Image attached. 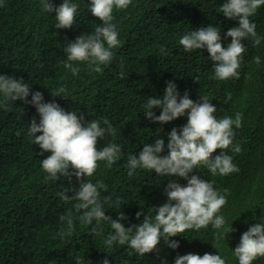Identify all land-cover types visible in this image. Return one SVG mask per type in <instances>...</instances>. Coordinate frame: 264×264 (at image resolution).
<instances>
[{"label":"trees","instance_id":"16d2710c","mask_svg":"<svg viewBox=\"0 0 264 264\" xmlns=\"http://www.w3.org/2000/svg\"><path fill=\"white\" fill-rule=\"evenodd\" d=\"M71 2L79 5L75 24L56 29L55 13L42 11L41 0H0V75L23 78L30 93L39 91L44 102L55 101L65 111L83 113L87 122L99 120L106 127L102 121H109L115 135L98 139V148L117 143L122 155L111 167L99 161L95 173L84 179L107 186V191L98 189L102 200L108 198L105 214L117 219L123 212L127 220L120 222L125 228L139 225L144 215H155L153 209L167 202L164 188L172 178L143 168L129 176L128 156L138 155L144 144L157 138L164 139L161 155H167V133L187 123V114L163 125L146 119L147 98H162L166 82L174 81L180 96L187 92L193 101L208 97L218 119H235L240 113L242 126H233V144L240 145L235 139L241 140V151L235 153L231 146L225 150L239 171L212 175L201 165L189 174V178L197 175L211 182L226 196V204L217 213L225 223L219 229L209 224L171 237L178 241L177 249L161 239L153 253L143 256L128 245L108 247L105 241L114 233L110 222L82 223L84 210H76L78 201L65 202L57 195L79 190L76 178L47 179L41 160L51 153L41 154L27 133L32 118L39 123L36 108L19 100L4 101L0 93V264H77V258L81 264H103L105 258L109 264H175L173 258L189 253L219 254L226 264H239L234 250L242 234L264 223V5L249 17L260 44L254 46L251 38L242 41L246 51L239 79L218 80L206 48L186 52L179 40L212 25L220 29L221 43L227 48L231 37L225 39V34L239 25L219 11L225 0H132L126 9H114L112 23L120 45L111 49L112 60L100 65L101 72L87 62H71L79 68L76 75L64 66L65 48L78 36L94 33L102 21L91 15L89 0ZM50 3L59 7L63 0ZM255 57L260 58L259 64ZM61 88L62 97L52 95ZM27 99L31 101V94ZM153 111L159 115L161 109ZM159 129L163 131L157 133ZM180 184L186 186L187 181ZM137 212L143 213L139 219ZM69 215L72 231L66 235L67 221L60 217ZM252 264H264V257Z\"/></svg>","mask_w":264,"mask_h":264},{"label":"clouds","instance_id":"9594fccd","mask_svg":"<svg viewBox=\"0 0 264 264\" xmlns=\"http://www.w3.org/2000/svg\"><path fill=\"white\" fill-rule=\"evenodd\" d=\"M91 15L102 21L94 33L82 34L74 42H68L65 52L67 62L64 66L71 70L73 75L79 71L71 62H87L94 65L96 72H101L100 65L110 63L114 53L111 49L120 45L118 32L113 21L114 9H126L132 0H89ZM264 5V0H225L219 11L224 17L238 20V27L230 28L225 34V39L231 37V43L225 48L221 43V34L218 27L208 25L198 30H192L183 35L179 44L186 52L203 50L206 48L209 59L214 65V78L226 80L239 79L238 69L241 66L242 56L246 47L242 41L251 38L254 46L260 44V38L256 32V25L249 17L253 16L257 9ZM79 5L71 0H63L59 7H55L50 0H41V10L55 13L57 21L56 29H70L75 24ZM105 44L107 47H105ZM161 51H164L161 49ZM254 62L259 64L260 58L255 57ZM123 77V73H121ZM64 92L61 88L53 96H61ZM0 93L4 101L15 102L17 100L25 104H32L39 114V123L35 118L31 119L27 133L34 139V143L43 152L51 155L41 160L42 169L48 173L47 179L57 180L60 176H66L69 180L75 177L79 183V190L72 195L67 192H59L57 195L62 201L76 200V210H84L80 220L85 224H92L93 220L99 224L101 221H109L114 233H110L105 243L112 247L114 243L128 245L139 255L153 253L160 244L161 239L172 249L179 247L178 241L170 240L171 237L184 233L189 229H201L211 224L214 228H221L225 219L217 215L222 206L226 204V196L214 189L213 184L201 179L192 173L198 166L203 165L212 175H228L238 172V167L233 163L232 156L225 150L232 147L235 153L241 151L242 144H233L235 128L242 126V116L236 113L235 119L231 117L217 118V109L210 103L208 97L200 96L199 101L189 98L187 92L180 96L174 81L166 82L164 95L160 97H148L143 112L146 119L161 125L167 124L184 117L187 114V123L180 129L173 128L167 133V155H161L165 149V141L157 138L152 144H144L139 154L128 156V175L132 176L138 168L153 170L156 175L171 176L164 193L167 202L153 209L154 216L144 215L139 225L125 228L120 221L127 220L123 212L117 219L105 214V203L101 199L98 189L107 191V186L102 182L93 184L85 181V177H91L99 161H106L111 167L122 155V148L117 143H107L98 148V139L103 140L106 135H115L114 129L107 119L87 122L83 113L65 111L55 101L44 102L43 94L39 91L30 93V85L23 78L0 75ZM31 94L32 99L27 98ZM62 97V96H61ZM231 99V95L227 97ZM3 102L0 101V104ZM161 109L156 115L153 109ZM163 131L159 129L157 133ZM37 133H42L37 135ZM159 137V134L157 135ZM228 151V150H227ZM177 177L179 183L177 182ZM174 180V181H173ZM182 186L180 183H185ZM143 215L137 212L139 219ZM61 221H67L68 232L72 231V219L61 216ZM95 231V229H93ZM230 231H233L232 227ZM228 231L227 233H229ZM225 233V235L227 234ZM239 264H252L258 257H264V223H257L244 232L238 246L234 250ZM175 264H226L221 256L204 254L178 255L172 259ZM77 264H81L77 258ZM103 264H109L107 258Z\"/></svg>","mask_w":264,"mask_h":264}]
</instances>
